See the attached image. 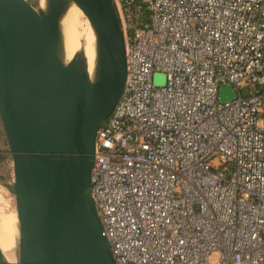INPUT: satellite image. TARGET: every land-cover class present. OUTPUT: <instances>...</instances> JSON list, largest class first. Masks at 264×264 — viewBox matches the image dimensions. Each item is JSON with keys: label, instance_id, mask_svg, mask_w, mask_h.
<instances>
[{"label": "built area", "instance_id": "2783aa9c", "mask_svg": "<svg viewBox=\"0 0 264 264\" xmlns=\"http://www.w3.org/2000/svg\"><path fill=\"white\" fill-rule=\"evenodd\" d=\"M113 3L127 73L90 184L114 263L264 264V0Z\"/></svg>", "mask_w": 264, "mask_h": 264}, {"label": "water", "instance_id": "95a60500", "mask_svg": "<svg viewBox=\"0 0 264 264\" xmlns=\"http://www.w3.org/2000/svg\"><path fill=\"white\" fill-rule=\"evenodd\" d=\"M0 0V123L13 179L18 264H115L91 195L97 131L125 86V43L113 0ZM75 5L94 38L65 60L61 19ZM220 101L234 98L230 87ZM16 139L19 148L15 147Z\"/></svg>", "mask_w": 264, "mask_h": 264}, {"label": "bare ground", "instance_id": "6f19581e", "mask_svg": "<svg viewBox=\"0 0 264 264\" xmlns=\"http://www.w3.org/2000/svg\"><path fill=\"white\" fill-rule=\"evenodd\" d=\"M45 2V0H36L34 4L30 3L37 10H41L45 7ZM82 15L81 11L75 5H71L61 19L63 47L66 61H69L77 51L83 50L87 60L88 71L91 74L94 64L95 38L87 19L84 20L83 31L79 32L77 30L76 26L80 25L82 22L81 19L84 18ZM13 139L15 147L18 149V143L15 138ZM0 190L2 189L0 188ZM16 238L13 226L9 225L8 221L0 222V264L19 263Z\"/></svg>", "mask_w": 264, "mask_h": 264}, {"label": "rangeland", "instance_id": "374dc122", "mask_svg": "<svg viewBox=\"0 0 264 264\" xmlns=\"http://www.w3.org/2000/svg\"><path fill=\"white\" fill-rule=\"evenodd\" d=\"M28 1L31 2L32 4L36 2V0H28ZM84 20L85 17L81 19L82 22L80 23V25L76 26L79 32L83 31ZM153 84L155 86H162L164 84V74L162 72H156L153 75ZM0 177L6 179L7 181H11L13 179L12 157L8 152V147L6 144V140L4 138L1 123H0ZM0 188L3 190V191L0 190V222L8 221L9 225L13 226V228L15 229V235L17 237L16 241L18 246V230H17V219L15 212V201L14 198L11 196V194H9V192L3 186H0Z\"/></svg>", "mask_w": 264, "mask_h": 264}]
</instances>
